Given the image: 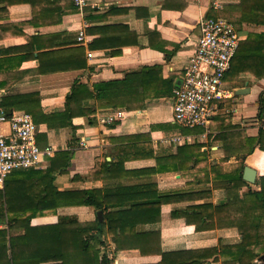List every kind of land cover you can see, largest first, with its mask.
Wrapping results in <instances>:
<instances>
[{
	"label": "crops",
	"instance_id": "obj_1",
	"mask_svg": "<svg viewBox=\"0 0 264 264\" xmlns=\"http://www.w3.org/2000/svg\"><path fill=\"white\" fill-rule=\"evenodd\" d=\"M240 1L88 0L81 9L74 0H0V103L4 97L38 94L43 112L54 114L65 110L75 84L87 85L96 96L97 83L135 80L131 93L114 100L119 107L99 109L94 97L83 103L94 113L74 117L70 126L36 124L39 146L52 154L33 169H49L58 151L69 144L74 148L67 172L55 175L58 191L115 192L102 196L104 210L59 208L56 214L34 218L32 225L56 224L64 217L102 222L110 211H128L150 201L149 218L123 219L133 223L128 233L125 225L115 228L114 235L123 241L104 237L101 260L192 264L185 252L241 242L235 228H219L216 221L213 229H197L210 221L191 216L188 209L206 204L216 213L239 209L224 208L229 183L221 177L236 173L243 161L256 171V183L244 180L246 186L238 194L261 190L264 150L256 146L251 154L246 152L247 138H257L264 129V77L257 78L246 61H233L224 84L233 96L221 103L206 127L180 129L172 111L173 92L195 50L202 20L210 15L224 18V7ZM239 31L245 40L250 33L264 32V26L243 23ZM82 33L84 39L79 40ZM240 89L245 93L236 95ZM114 109L126 112L123 121L112 126L98 122L99 114ZM0 131L8 134V125ZM176 137L184 140L174 142ZM194 144L200 146L199 153L179 155V147ZM164 198L158 219V200ZM257 262L264 264V254Z\"/></svg>",
	"mask_w": 264,
	"mask_h": 264
},
{
	"label": "trees",
	"instance_id": "obj_2",
	"mask_svg": "<svg viewBox=\"0 0 264 264\" xmlns=\"http://www.w3.org/2000/svg\"><path fill=\"white\" fill-rule=\"evenodd\" d=\"M222 16L237 30H240L243 23L264 26V0H241L239 4L226 5ZM209 17L216 18L211 15ZM239 60L250 64L257 78L264 77V32L250 33L245 40H241L233 61ZM134 83L135 80L97 83L94 85L96 96L87 85L75 84L71 94L67 96L65 110L54 114L43 112L38 94L4 97L0 106L5 110H25L36 124H46L49 128L65 127L72 125V119L76 116L94 113V110L83 108L84 101L94 97L99 109L119 107L120 104L114 100L131 93L128 89ZM263 141L264 129L257 138H247L249 149L246 153L254 152L256 146L264 150ZM69 145L68 149L55 154L49 169H18L5 179L4 187L0 189V264H108L104 258L100 259L104 237L110 235L120 243L124 239L114 235L115 228L125 225L128 233L133 224L123 219L142 215L144 220L151 216V202L147 201L131 206L128 211H110L107 213L108 220L102 222L97 219L93 223H81L77 219L64 217L56 224L32 225L34 218L48 213L56 214L59 208L94 206L97 210H104L102 196L115 192L58 191L54 186L55 175L67 172L74 154L73 146ZM135 151L140 150L136 147ZM199 152L200 146L197 144L178 149L179 155ZM244 168L243 161L236 173L221 177L229 183L225 186L228 201L224 208L239 209L216 213L211 204L188 209L191 216L206 217L210 221L197 226V229H213L216 221L219 228H235L242 237L241 242L185 252L184 257L186 255L190 258L192 264H199L204 260L208 262L210 259L214 262L221 261V264H258L257 260L264 254V176L258 183L261 190H249L244 195H239V189L246 186L242 176ZM165 201V198L158 200V219ZM187 221L190 222L189 219ZM134 222L135 225L140 223ZM167 258L166 255L163 260Z\"/></svg>",
	"mask_w": 264,
	"mask_h": 264
},
{
	"label": "built area",
	"instance_id": "obj_3",
	"mask_svg": "<svg viewBox=\"0 0 264 264\" xmlns=\"http://www.w3.org/2000/svg\"><path fill=\"white\" fill-rule=\"evenodd\" d=\"M79 8L88 0H74ZM83 33L79 40H83ZM242 35L224 18H206L201 22V35L187 66L181 84L172 96L173 122L183 128L206 127L219 111L221 103L233 96L225 88L226 74L239 49ZM89 56L91 54L89 53ZM126 112L112 110L99 114L97 120L106 126L116 125L125 119ZM7 124L9 133L0 131V185L15 170L38 168L52 150L41 148L37 142V125L26 112L11 115L0 106V127ZM174 142H182L176 137Z\"/></svg>",
	"mask_w": 264,
	"mask_h": 264
},
{
	"label": "water",
	"instance_id": "obj_4",
	"mask_svg": "<svg viewBox=\"0 0 264 264\" xmlns=\"http://www.w3.org/2000/svg\"><path fill=\"white\" fill-rule=\"evenodd\" d=\"M245 89H240L238 92H236L235 94L236 95H241V94H244ZM12 112L11 111H8V114H11ZM243 178L245 181H247L248 183H251V184H255L256 183V171L249 168V167H245L244 168V171H243Z\"/></svg>",
	"mask_w": 264,
	"mask_h": 264
},
{
	"label": "rangeland",
	"instance_id": "obj_5",
	"mask_svg": "<svg viewBox=\"0 0 264 264\" xmlns=\"http://www.w3.org/2000/svg\"><path fill=\"white\" fill-rule=\"evenodd\" d=\"M180 129L182 128L181 126H178Z\"/></svg>",
	"mask_w": 264,
	"mask_h": 264
}]
</instances>
